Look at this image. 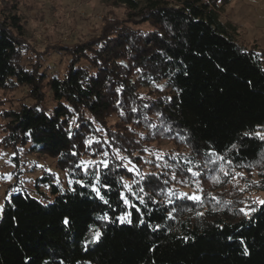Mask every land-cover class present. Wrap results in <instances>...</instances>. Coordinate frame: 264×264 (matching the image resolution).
I'll use <instances>...</instances> for the list:
<instances>
[{
	"label": "trees",
	"instance_id": "16d2710c",
	"mask_svg": "<svg viewBox=\"0 0 264 264\" xmlns=\"http://www.w3.org/2000/svg\"><path fill=\"white\" fill-rule=\"evenodd\" d=\"M219 1L113 0L127 23H106L50 78L21 64L20 18L0 11V90L33 100L2 113L0 148L67 179L44 172L38 199L6 192L0 264H264V197L250 198L264 193V52L235 40ZM199 182V200L178 193Z\"/></svg>",
	"mask_w": 264,
	"mask_h": 264
},
{
	"label": "rangeland",
	"instance_id": "374dc122",
	"mask_svg": "<svg viewBox=\"0 0 264 264\" xmlns=\"http://www.w3.org/2000/svg\"><path fill=\"white\" fill-rule=\"evenodd\" d=\"M113 0H0V11L20 18L24 30L20 52V62L25 68L39 65L48 77L61 76L68 62V52L77 45L97 38L103 26L112 21L126 24V9L113 5ZM219 20L230 23L235 28V40L245 47L254 45L264 52V0H228L226 4L217 3ZM132 27L147 29L146 25L133 24ZM48 95V90L43 88ZM33 100L27 94L26 87L0 90V141L3 136L2 126L7 120L2 118L4 111L20 109L31 105ZM52 101L47 97L39 107L51 111ZM38 107V108H39ZM44 110V109H43ZM48 111V112H49ZM170 145L165 140L153 144V151L162 155ZM10 150L0 148V208L8 198V193L16 188L26 189L34 198L33 184L42 174H52L55 183L63 188L66 185L65 174L55 168L54 160L36 154H21L19 167L13 166L9 159ZM84 164L93 160L83 159ZM128 168H132L127 166ZM204 182L193 188L179 190V194L192 197L201 195ZM13 185V187H11ZM48 194V202L53 201L48 187L43 188ZM9 190V191H8ZM264 197L262 192L250 194L251 200L259 204ZM248 209V208H247ZM245 210L247 212L248 210ZM90 264V263H84Z\"/></svg>",
	"mask_w": 264,
	"mask_h": 264
},
{
	"label": "snow or ice",
	"instance_id": "6c2138e0",
	"mask_svg": "<svg viewBox=\"0 0 264 264\" xmlns=\"http://www.w3.org/2000/svg\"><path fill=\"white\" fill-rule=\"evenodd\" d=\"M244 135H248V133H245ZM255 135L258 136L260 140H264V134H261V133L257 132ZM233 147H235V145H233ZM218 159H223V157H218ZM105 166H107L106 162H105ZM222 170H223V169H222ZM189 171H191V169H189ZM226 174H227V173H226ZM193 175H198V173H195V172H194ZM173 179H175V176H173ZM165 183H167V182H165ZM141 191H143V189H141ZM97 192H98V190H97ZM184 195L186 196L187 194H184ZM188 198H189V199H194V200H199V199H200L199 196H192V197H188ZM101 199H103V197H101ZM143 202H144V201L141 199V203H143ZM105 203H107V201H105ZM125 203H128V201L125 200ZM119 219L121 220V222H124V221L127 220L128 218H127V216H125V217H120ZM128 222H130V220H129ZM64 223H65V224L68 223L67 218L65 219ZM141 223H143V221H141ZM99 236H100V233H99L98 231L95 232V234H94V239H98ZM245 254H247L246 251H245Z\"/></svg>",
	"mask_w": 264,
	"mask_h": 264
}]
</instances>
